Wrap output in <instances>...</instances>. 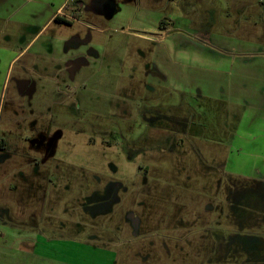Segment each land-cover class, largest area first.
Instances as JSON below:
<instances>
[{
    "label": "rangeland",
    "instance_id": "1",
    "mask_svg": "<svg viewBox=\"0 0 264 264\" xmlns=\"http://www.w3.org/2000/svg\"><path fill=\"white\" fill-rule=\"evenodd\" d=\"M31 1L0 22V264H264V0H80L28 47L65 0Z\"/></svg>",
    "mask_w": 264,
    "mask_h": 264
},
{
    "label": "crops",
    "instance_id": "2",
    "mask_svg": "<svg viewBox=\"0 0 264 264\" xmlns=\"http://www.w3.org/2000/svg\"><path fill=\"white\" fill-rule=\"evenodd\" d=\"M25 1V2H24ZM34 1L31 0H0V22H6L8 20L13 19L14 16H22L23 15V4H28ZM74 0H65L63 1L55 11H53L50 16H46L48 11L43 9L41 13H32L30 15L31 18H36L37 19V24H39L40 19L43 17H47V22L46 24L42 27V29L36 32V35L34 39L31 41V43L28 45V47L35 42V40L38 38V35L50 24L57 23L56 20H68V16L65 15V12L67 9H69V6L71 4H74ZM42 4L45 5V2H41ZM54 7V5H52ZM108 9V8H107ZM106 9V10H107ZM106 10L103 8L100 9L96 8V11L100 15H105ZM46 11V13H45ZM121 12V9L119 8V11L114 13V15L111 18H114L118 13ZM33 15V16H32ZM59 24V23H57ZM151 31L155 30L154 28H149ZM140 35L141 37L150 39L152 37L148 35H142V34H137ZM13 37L11 34H8L5 31L0 30V41H3L7 43V40L4 38L8 39V43L5 47L0 45V53L3 54L5 57H11L9 66L12 68L13 63L17 60L18 57H20L21 53H16V49L12 46L13 42ZM9 44V47H8ZM27 47V48H28ZM26 48V49H27ZM17 54V55H15ZM6 74V79H7ZM21 85V83L19 84ZM242 88L240 89V96L246 97L247 98V106H245V114L247 113L246 119L243 121L244 125V130H245V137H244V143L241 144L247 148H251L250 145H253L255 143V151L264 153V84L260 86H254L255 88H247L246 84H242ZM35 90V89H33ZM259 142V143H257ZM259 147H262V149H257ZM254 148V147H253ZM261 169L264 173V157L261 160Z\"/></svg>",
    "mask_w": 264,
    "mask_h": 264
},
{
    "label": "flooded vegetation",
    "instance_id": "3",
    "mask_svg": "<svg viewBox=\"0 0 264 264\" xmlns=\"http://www.w3.org/2000/svg\"><path fill=\"white\" fill-rule=\"evenodd\" d=\"M74 1H75L74 4H78L80 0H74ZM115 1L116 0H100V1H98V4L96 5V8L100 9V6H101V8H103L104 10H106L108 8L106 10V11H108V10H110V7H114V10L116 12H118L119 11V7L114 6V2ZM130 1L136 2L137 0H130ZM56 22L59 23V24H65V25H70L71 24L69 20H59V19H57ZM161 23H164L165 24V20H160V22H159V26L158 27H159V31L160 32L163 30L160 27V24ZM145 35L154 36V33H152V32H148L147 33L146 32ZM20 91H21V89H20ZM33 91H35V90H33ZM5 146H7V143L4 142V141H1L0 142V150H4L5 149Z\"/></svg>",
    "mask_w": 264,
    "mask_h": 264
},
{
    "label": "water",
    "instance_id": "4",
    "mask_svg": "<svg viewBox=\"0 0 264 264\" xmlns=\"http://www.w3.org/2000/svg\"><path fill=\"white\" fill-rule=\"evenodd\" d=\"M114 13H115L114 7H110V10L106 11L105 14L108 18H111L114 15Z\"/></svg>",
    "mask_w": 264,
    "mask_h": 264
},
{
    "label": "trees",
    "instance_id": "5",
    "mask_svg": "<svg viewBox=\"0 0 264 264\" xmlns=\"http://www.w3.org/2000/svg\"><path fill=\"white\" fill-rule=\"evenodd\" d=\"M160 27L163 29L165 27V24L164 23H161L160 24Z\"/></svg>",
    "mask_w": 264,
    "mask_h": 264
}]
</instances>
